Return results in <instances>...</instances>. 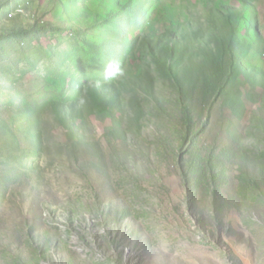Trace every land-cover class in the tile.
<instances>
[{"label": "rangeland", "instance_id": "1", "mask_svg": "<svg viewBox=\"0 0 264 264\" xmlns=\"http://www.w3.org/2000/svg\"><path fill=\"white\" fill-rule=\"evenodd\" d=\"M0 264H264V0H0Z\"/></svg>", "mask_w": 264, "mask_h": 264}]
</instances>
